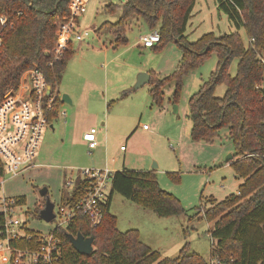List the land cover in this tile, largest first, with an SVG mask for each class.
<instances>
[{"label":"trees","instance_id":"obj_1","mask_svg":"<svg viewBox=\"0 0 264 264\" xmlns=\"http://www.w3.org/2000/svg\"><path fill=\"white\" fill-rule=\"evenodd\" d=\"M196 0H126L122 6L110 3L108 9H121L116 22L105 21L102 27L114 37V45L127 43L126 28L130 19L140 17L150 31L157 30L160 40L152 47L160 49L175 41L181 58L169 75L159 77L150 72L149 93L158 106L164 99V88L173 83L171 101L181 95L184 77L215 53L216 68L188 101L193 141L213 143L221 129L234 147L228 163L242 179L237 191L221 200L209 198V206L200 203L196 213L211 224L209 233L216 239L210 258L223 264H264V0H215L234 25V30L216 35L206 32L194 41L186 36V27ZM70 0H0V16L8 20L0 50V103L9 90L16 88L22 72L31 67L41 69L51 84H57L73 55L71 41L59 60L48 62L59 38L57 25L69 17ZM244 29L249 43L239 33ZM237 58L235 75L228 66ZM225 85L223 96L214 95L215 86ZM61 100L48 112L51 121L58 113ZM1 165V162H0ZM88 178L77 177L73 188L62 193L60 201L75 202L89 187ZM157 217L186 213L180 200L163 190L153 169H122L113 172L110 192L102 205V220L90 226L89 219L77 212L65 227L56 228L60 239V264H208L198 253L190 251L188 242L175 257H162L145 244L136 228L120 231L117 219L110 212L113 193ZM24 203V197H19ZM45 202V199H44ZM43 202V206H44ZM42 207L35 209L38 217ZM195 213V215H197ZM92 236L94 248L88 255L79 253L68 235ZM18 245L26 246L22 241Z\"/></svg>","mask_w":264,"mask_h":264},{"label":"rangeland","instance_id":"obj_2","mask_svg":"<svg viewBox=\"0 0 264 264\" xmlns=\"http://www.w3.org/2000/svg\"><path fill=\"white\" fill-rule=\"evenodd\" d=\"M121 2L86 1L76 28L78 33L89 30V35L83 41L72 39L73 55L57 83L60 98L66 94L71 103L61 101L58 114L43 127L35 159L38 166L16 176L6 175L3 191L6 195L24 197L23 210L28 212L29 226L47 233L55 222L45 221L34 213L37 207H43L40 188L47 187V196L56 205L62 193L70 191L65 182L74 180L79 169L104 166L105 162L110 168H120L126 154L125 167L153 169L159 186L176 196L186 213L157 217L115 192L110 212L117 219V228L120 231L136 228L145 240L151 232H157L151 245L162 257L177 256L188 242L190 251L208 261L216 239L209 233L211 224L202 218L203 212L196 213V207L200 203L209 206L210 197L221 200L236 192L242 182L228 163L233 157L226 161L228 154L233 155L234 147L226 138L225 129L220 130L213 143L195 142L190 137L188 101L202 79L206 80L215 70L217 56L212 53L184 77L176 103L170 99L173 83L166 86L162 105L158 106L150 96L149 83L134 88L137 75L151 72L163 77L172 73L181 58L180 46L175 41L157 50L139 46V35L150 31L140 17L130 21L126 28L128 42L114 45V37L102 24L119 19L120 8L110 12L107 7ZM233 30L234 25L218 10L215 0H196L185 33L189 41H194L206 32L218 35ZM239 33L247 45L244 29ZM236 67L237 58H233L228 66L231 76L235 75ZM224 92V84L215 86L214 95L220 97ZM90 128L95 129L96 142L91 150L88 142L79 137ZM120 145L127 146L126 153ZM114 157L119 161L112 164Z\"/></svg>","mask_w":264,"mask_h":264},{"label":"built area","instance_id":"obj_3","mask_svg":"<svg viewBox=\"0 0 264 264\" xmlns=\"http://www.w3.org/2000/svg\"><path fill=\"white\" fill-rule=\"evenodd\" d=\"M86 1L70 0L68 19L57 25L59 38L48 62L50 66L61 58L72 39L83 41L89 35V30L78 33L76 28ZM7 27L8 20L1 15L0 50ZM139 40L144 47H152L160 36L157 30H153L139 35ZM58 100L57 84L49 83L41 69L31 67L22 72L16 88L5 93L0 103V264H60V239L54 230L65 227L77 212L89 219L91 227L102 220V205L110 192L114 172L108 167L79 169L74 180L65 182V186L71 190L77 177L90 180L88 189L75 202L59 201L54 204L51 221L55 225L47 233L29 226L28 212L23 210L24 203L18 201L20 196L6 195L3 191L6 175L16 176L38 166L35 159L42 129L50 122L47 114L54 109ZM142 128L147 129L145 125ZM94 133L95 129L90 128L83 134L90 150L96 146ZM22 241L27 245H18ZM207 263L223 264L216 258H211Z\"/></svg>","mask_w":264,"mask_h":264},{"label":"water","instance_id":"obj_4","mask_svg":"<svg viewBox=\"0 0 264 264\" xmlns=\"http://www.w3.org/2000/svg\"><path fill=\"white\" fill-rule=\"evenodd\" d=\"M149 81H150V74L148 72H140L137 75L134 88H138L145 83H149ZM61 101L66 103L71 102L70 98L66 94L62 95ZM174 111H177L176 105L174 106ZM232 157H233L232 154H228V156L226 157V161L228 162V160L231 159ZM152 167L154 168L155 165H153ZM47 191H48L47 187H42L39 190L40 196L45 197V202H44V206L39 211L38 217L45 221H51L54 217V213H53L54 203L50 200L48 196H46ZM68 238L71 244L73 245V247L81 254L88 255L93 250L94 239L92 236L85 237L81 233H77L75 236L69 234Z\"/></svg>","mask_w":264,"mask_h":264},{"label":"crops","instance_id":"obj_5","mask_svg":"<svg viewBox=\"0 0 264 264\" xmlns=\"http://www.w3.org/2000/svg\"><path fill=\"white\" fill-rule=\"evenodd\" d=\"M125 1H126V0H123V2H121L119 6H122L123 3H124ZM192 11H193V10H192ZM120 12H121V9H120ZM138 18H139V17L134 16V17H132V18L130 19V21H133V20H136V21H137V20H139ZM127 42H128V40H127ZM71 44H72V48H73V43H72V41H71ZM138 45L141 46V47H144V46L141 44V42H140V40H139V37H138ZM145 48H150V47H145ZM202 80H203V79H202ZM60 100H61V98H60ZM70 100H71V99H70ZM70 103H71V102H70ZM70 103H68V104H70ZM58 112H59V110H58ZM63 113H64V115H65V111H64ZM57 114H58V113H57ZM190 126H191V125H190ZM50 127L53 129V127H52L51 124H50ZM89 130H90V129H89ZM89 130H88V131H89ZM143 130H146V129L143 128ZM88 131H85V132H88ZM85 132H84V133H85ZM84 133H83V134H84ZM132 134H133V132H131V136H132ZM79 137H80V140H81V141H83L84 143H87V141L83 139V135L80 136V134H79ZM121 146L124 147V145H120V149L123 150V153H126V152H127V146L124 147V148H121ZM125 157H126V154H123V159H122V162H121L122 165H121L120 168H110L108 162H105V163H104V166H98V167H96V168H104V167H108V168L112 169L113 171H116V170H122V169H128L127 167H125V162H126ZM118 161H119L118 157H114V158L111 159V163H112V164L117 163ZM133 170H134V169H133ZM137 170H141V169H137ZM156 235H158L157 232H154L153 234H152V232H151V234H150L149 236H147V240H145V239H144L145 236L140 232L141 240H142L145 244H147L148 246H150V247L153 248V249H154V247H152V245H151V244H152L151 241L154 240V238L156 237Z\"/></svg>","mask_w":264,"mask_h":264},{"label":"flooded vegetation","instance_id":"obj_6","mask_svg":"<svg viewBox=\"0 0 264 264\" xmlns=\"http://www.w3.org/2000/svg\"><path fill=\"white\" fill-rule=\"evenodd\" d=\"M48 194H46V196H47ZM44 199H45V197H44Z\"/></svg>","mask_w":264,"mask_h":264}]
</instances>
